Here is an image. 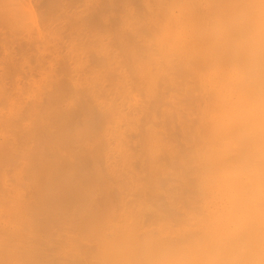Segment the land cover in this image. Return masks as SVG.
Returning a JSON list of instances; mask_svg holds the SVG:
<instances>
[{"label": "bare ground", "instance_id": "bare-ground-1", "mask_svg": "<svg viewBox=\"0 0 264 264\" xmlns=\"http://www.w3.org/2000/svg\"><path fill=\"white\" fill-rule=\"evenodd\" d=\"M123 1L29 10L25 101L1 67L0 264H264V0Z\"/></svg>", "mask_w": 264, "mask_h": 264}, {"label": "rangeland", "instance_id": "rangeland-1", "mask_svg": "<svg viewBox=\"0 0 264 264\" xmlns=\"http://www.w3.org/2000/svg\"><path fill=\"white\" fill-rule=\"evenodd\" d=\"M38 1H40V0H15V6H16V11H17V15H18V13L20 14V18H18V16H17V20H16V23H18V25H17V27L15 26V30H14V33H13V35H12V37H8V42L7 41H5V43H4V45L5 46H7V47H9V49L7 50H5L4 49V47L2 48V47H0V51H2L1 53H0V71H1V74L3 73V71H2V68L4 67H6V65H7V67L9 68V70H10V74H9V77H8V75H6L7 77H2V82L4 81V83H5V81H6V86H7V88L8 89H6V86L5 85H3L4 83H2L0 86H1V89H2V85L3 86H5L4 88H3V90H4V92H6V94H8L9 96H10V94H11V97L14 95V94H16L15 93V91H16V88H18L17 86H23L22 84H24V87L27 85H33L32 87H33V89H35V87L34 86H39V79H38V75L37 74H39L40 75V73H38V69H39V67L38 66H40V64L42 63L41 62V58H39V56H38V52H36V50H34L33 48H32V46L33 45H31L30 47H29V50L27 51H24L27 47L24 45L26 42H28V40L30 39V40H32V37H35L36 36V29H35V31H34V24L32 23L33 22V20H31V19H34V20H36L37 21V18H40V15H39V10H38V12H36V13H33V12H35V11H37V9H34V8H38V7H40L39 5H35V4H37L38 3ZM76 1V0H75ZM77 1H79V3L77 2V4H78V6H77V4H74V5H72L73 3L72 2H74V1H71V0H69V1H67L66 0V2H69V4H71V9L72 10H74V8L76 9L77 7H79V5L80 4H83V3H85L84 1H87V0H82L83 1V3L81 2V0H77ZM118 1V3H119V1H123V0H117ZM126 1H129V0H126ZM125 0L122 2V3H124L123 5H125V2H126ZM137 0H131V3L132 2H134L133 4H134V6H132V7H136L137 6V2H136ZM143 1H146V0H143ZM152 0H150V2H151ZM0 2L2 3V5L8 10V9H10V4L8 3L7 4V0H0ZM22 2V3H21ZM115 2V0L112 2V0H111V4L112 3H114ZM141 2V1H140ZM19 3H21V4H19ZM40 3V2H39ZM76 3V2H75ZM87 3V2H86ZM118 3H117V5H115L116 6V8H117V6L119 7V13H121L122 12V10H123V12H122V14H123V16L127 13V12H125L126 10L124 9V6H123V9H122V3L120 2V4L118 5ZM127 3H129L130 5H132L131 3H130V1L129 2H127ZM141 3H143V2H141ZM141 3H139V4H141ZM135 4H136V6H135ZM114 5V4H113ZM112 5V6H113ZM120 5H121V7H120ZM143 5V4H142ZM142 5H139V7L141 6V7H143ZM83 6V5H82ZM127 6H129V5H127ZM33 7V8H32ZM81 7V6H80ZM138 7V6H137ZM138 7V9H136V8H134L135 10H137V12L139 13V8ZM83 8V7H82ZM113 9L112 10H114V14L116 13V14H118L117 13V11L118 10H115V8H114V6L112 7ZM120 8H121V12H120ZM144 8V7H143ZM30 9H34V10H30ZM80 10L81 11V9L80 8H77L76 10ZM134 9H132V10H134ZM145 9V8H144ZM33 11L32 13L33 14H36L37 16H33V18H31L32 17V13L30 12V11ZM78 10V11H79ZM125 10V11H124ZM116 11V12H115ZM144 11V10H143ZM136 11H135V13H137ZM113 13V12H112ZM125 13V14H124ZM141 13L142 14H145V13H143L142 12V9H140V15L139 16H141V18H142V15H141ZM137 15V14H136ZM146 15V14H145ZM100 17H101V15H99ZM116 20L115 21H118V17L117 16H120L121 18H122V16H121V14L119 15H112ZM126 16H128V13H127V15ZM35 17H37L36 19H35ZM137 17H138V15H137ZM113 18V19H114ZM120 18V19H121ZM127 18H129V17H126V18H124V19H127ZM112 19V20H113ZM119 19V20H120ZM40 20V19H39ZM98 20H100V19H98ZM112 20H111V22H112ZM31 21V22H30ZM40 22V23H39ZM100 22H102V20L100 21ZM114 22V21H113ZM119 23H121L120 21H118ZM38 23L40 24L39 26L41 27V20L40 21H38L37 22V25H38ZM115 23V22H114ZM115 24H117V23H115ZM122 25V23L120 24V25H116L118 28H119V30H120V26ZM112 26H113V29H114V31L115 30H117V32H118V28L117 27H115V25L112 23ZM35 27H36V24H35ZM39 27V28H40ZM38 27H37V29L38 30H41L42 31V28L41 29H39ZM115 28H117V29H115ZM31 32H33V33H31ZM34 32H35V34H34ZM39 33V31H37V34ZM50 32H47V34H49ZM116 33V32H115ZM30 34V35H29ZM57 35H58V32L56 33ZM35 35V36H34ZM31 36V37H30ZM14 37V38H13ZM15 37H16V40H15ZM76 37V36H75ZM26 38V39H25ZM77 38V37H76ZM76 38H74V36H73V40L75 39L76 40ZM80 38V37H79ZM22 39V40H21ZM28 39V40H27ZM78 41L80 40V39H77ZM18 42V43H17ZM74 42V41H73ZM77 42V41H76ZM79 43H81V41L79 42ZM79 43H77V45L79 44ZM24 45V46H23ZM0 46H2V45H0ZM34 47V46H33ZM25 48V49H24ZM34 51V53H33V51H31V49ZM4 50V51H3ZM20 52V53H19ZM31 52V53H30ZM7 53V54H6ZM25 53H27V54H25ZM9 54V55H8ZM30 54V55H29ZM34 54V55H33ZM37 54V55H36ZM27 55H29V56H27ZM35 56V57H33V56ZM88 56H90V55H88ZM27 57H28V59H27ZM91 57V56H90ZM31 58H33V60L31 59ZM38 58V59H37ZM93 58H94V56H93ZM22 59V60H21ZM30 60L31 61H34V62H30ZM36 60V61H35ZM87 60H89V58L87 59ZM93 60V59H92ZM91 60V58H90V61H92ZM94 60H96V59H94ZM94 60H93V62H90V64L92 65V63L94 64ZM29 61V62H28ZM27 62V63H26ZM36 62V63H35ZM96 62L97 61H95V64H96ZM27 65H26V64ZM28 63L30 64V66L28 67ZM32 63V64H31ZM79 63H80V61H79ZM6 64V65H5ZM37 66L38 67V69H37V72H36V69H34L33 70V66ZM97 65V64H96ZM79 65H76V67L75 68H78L77 69V71L78 70H80V68L78 67ZM2 67V68H1ZM6 67V69H4V70H7V71H9L8 70V68ZM30 67H31V69H30ZM41 67V66H40ZM93 67V66H92ZM28 68V69H27ZM30 69V70H29ZM82 69V68H81ZM86 69V68H85ZM88 69V68H87ZM86 69V71H88V70H90V69H88L87 70ZM24 71H26V73H23ZM28 71H30V73L28 72ZM34 72V73H31V72ZM77 71H73L72 73H74V72H77ZM82 71H84V74H85V70H82ZM81 71V72H82ZM5 73H6V71H4ZM79 72V71H78ZM81 72H79V74H82ZM8 73V72H7ZM88 73V72H87ZM86 73V74H87ZM77 74V73H76ZM75 74V75H76ZM3 76L5 75L4 73L2 74ZM12 75V76H11ZM27 75H29V76H27ZM31 75V76H30ZM33 75H34V77H33ZM74 75V74H73ZM72 75V76H73ZM80 76H82V75H80ZM87 76V75H86ZM12 77V78H11ZM20 77V78H19ZM26 77V78H25ZM30 77V78H29ZM32 77V78H31ZM85 76L83 75V78H84ZM0 78H1V76H0ZM4 78H5V80H4ZM78 78H80L79 77V75H78ZM8 79V80H7ZM31 79H32V81H31ZM33 79H34V82H33ZM24 80V81H23ZM25 80H27L28 82H27V84H26V82H25ZM30 80V81H29ZM1 81V80H0ZM20 81V82H19ZM35 81H38V82H36L35 83ZM25 82V83H24ZM37 84V85H36ZM11 85V86H10ZM16 85V86H15ZM29 85V88L31 87ZM12 87V86H15V87H13L15 90H14V94H12L13 93V90L12 89H9V87ZM36 87V88H37ZM27 88V87H26ZM20 89V87L17 89V90H19ZM32 89V88H31ZM6 90H12V93L11 92H9L8 93V91H6ZM26 90H30V89H26ZM35 90H37V89H35ZM1 91V90H0ZM21 91H22V89H21ZM21 91H20V94L23 96L24 94H22L21 93ZM23 91H24V89H23ZM32 91V90H31ZM34 92V91H33ZM24 93V92H23ZM28 93V92H27ZM37 93V92H36ZM0 94H1V92H0ZM17 94H19V92H17ZM16 94V95H17ZM19 94V95H20ZM26 94V93H25ZM29 94V95H28ZM28 94H26L28 97H31L30 95V91H29V93ZM3 95H4V93H3ZM21 95H20V97H21ZM34 95V93L32 94V96ZM7 96V95H6ZM18 96V95H17ZM25 96V95H24ZM3 97H5V96H3ZM11 97H9V98H11ZM14 97V96H13ZM19 96L17 97L18 99L20 98ZM6 98V97H5ZM9 98H8V96H7V101H11V99H12V101H11V106H12V109H13V101H14V99L13 98H11L10 100H9ZM23 98V97H22ZM22 98H20L21 100H22ZM26 98V97H25ZM25 98H23L24 100H22V101H25L26 99ZM15 99H16V96H15ZM6 101V100H5ZM4 101V102H5ZM6 101V102H7ZM3 102V101H2ZM5 102V103H6ZM9 103V102H8ZM16 103V102H15ZM20 103H24L25 104V102H20ZM19 103V105H22V104H20ZM2 104V103H1ZM17 104H18V102H17ZM3 105L4 104H2V107H3ZM9 104H7L6 106H8ZM5 105H4V108L6 107ZM10 106V105H9ZM8 106V107H9ZM11 106L9 107V108H7L6 109V111L8 112V110H10V108H11ZM18 106V105H17ZM19 107V106H18ZM18 107L17 108H15V106H14V109H18ZM19 108H22V107H19ZM0 109H1V107H0ZM12 109L10 110V111H12ZM2 112H3V108H2V110H1ZM6 111H4L5 113H6ZM3 112V113H4ZM1 116V115H0ZM3 118H5L4 117V115H3ZM0 119H2V118H0ZM4 120V119H3ZM1 122V121H0ZM2 122H4V121H2ZM1 124V123H0ZM1 126H2V124H1ZM4 126V125H3ZM3 126H2V128H3ZM0 129H1V127H0ZM5 128H3V129H1V130H4ZM1 133V132H0ZM2 134V133H1ZM5 135H7V134H9V133H4ZM11 214V213H10ZM10 217L12 218L13 217V215H10ZM9 217V218H10ZM13 220H14V218H12ZM54 250L56 249L55 247L53 248Z\"/></svg>", "mask_w": 264, "mask_h": 264}]
</instances>
